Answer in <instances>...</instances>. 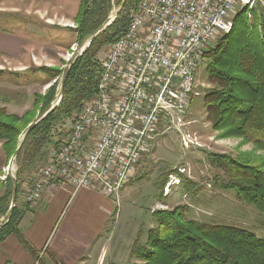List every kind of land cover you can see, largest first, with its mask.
I'll list each match as a JSON object with an SVG mask.
<instances>
[{"label":"trees","instance_id":"16d2710c","mask_svg":"<svg viewBox=\"0 0 264 264\" xmlns=\"http://www.w3.org/2000/svg\"><path fill=\"white\" fill-rule=\"evenodd\" d=\"M121 1L80 0L74 19L77 42L107 19L112 2L119 5ZM136 2L126 0L113 22L76 58L68 71L59 104L34 125L23 142L15 159V206L9 220L0 227V242L13 233L33 256L36 255L18 227L23 215L18 202L24 174L33 172L47 160V145L51 143L56 125L79 111L84 102L96 94L100 76L96 55L126 29ZM257 8L251 10L252 20L247 18L245 8L236 13L231 31L204 52L207 77L213 84L204 96V106L215 130L225 129L226 134L238 136L264 150V17L257 13ZM35 71L47 75L49 81L60 73L44 67ZM55 93L51 84L42 97L40 112ZM20 133L15 116L0 109V141L5 155L10 157L14 153ZM210 161L224 173L221 188L233 191L239 200L255 207L264 217V157L259 163L251 164L243 162L240 156L214 154ZM11 189L10 177L6 175L4 181L0 180V217L9 208ZM185 212L187 210L154 212L157 224L148 230L146 243L134 244L131 248L132 255L140 260L134 264H264V238L254 231L232 224L189 219ZM37 261L41 264L40 258Z\"/></svg>","mask_w":264,"mask_h":264},{"label":"built area","instance_id":"2783aa9c","mask_svg":"<svg viewBox=\"0 0 264 264\" xmlns=\"http://www.w3.org/2000/svg\"><path fill=\"white\" fill-rule=\"evenodd\" d=\"M258 1L137 0L126 29L98 59L96 94L49 150L25 201L35 204L45 187L63 186L117 196L154 146L161 123L180 133L184 148L200 147L184 129L199 62L231 31L233 16Z\"/></svg>","mask_w":264,"mask_h":264},{"label":"rangeland","instance_id":"374dc122","mask_svg":"<svg viewBox=\"0 0 264 264\" xmlns=\"http://www.w3.org/2000/svg\"><path fill=\"white\" fill-rule=\"evenodd\" d=\"M5 2L13 7L10 6L13 13H0V27L20 33L25 29L31 37L28 48L31 55L28 52L29 55L26 56L31 58L30 62L23 66L24 69L0 71L3 72L0 73V81L5 84L0 86V109L3 108L7 115L15 116L16 126L21 130L18 137L20 140L28 124L45 109L40 112L42 97L49 86L54 84L55 92H58L62 70L72 54L79 50L80 42H77V32L74 29L77 12L73 21L64 20L76 11V0ZM61 3L64 6H61ZM119 5L112 2L109 16L114 14ZM253 7H258L257 13L264 17V0L258 1ZM253 7L245 8L249 20L253 19ZM105 47L98 51L97 59L102 56ZM206 64L207 60L203 55L196 70V93L192 95L185 116V120L190 124L184 127L196 137L200 147L184 148L180 143V133L174 127L166 123L159 125L160 134L154 146L138 163L133 178L119 190L117 200L114 196L105 197L107 202L99 206L100 210H116L115 221L114 215L107 218L106 226L109 229L106 231L109 238L104 234V242L107 243V251L102 260L104 264H110L113 248L119 246L125 249L127 243L129 253L127 251L128 254L124 253L119 257L120 264L140 263V260L132 255L131 248L134 244L146 243L148 230L157 224L154 212L160 210H187L185 216L189 219L237 225L248 228L264 238V217L255 207L239 200L233 191L221 188L220 182L225 178L224 173L210 161L211 155L226 154L232 157L240 156L243 162L256 164L264 157V150L257 149L251 142H246L238 136L226 134L225 129L213 128L204 106V96L213 88L207 77ZM9 67L12 69L15 65L10 63ZM39 67L55 70V74L60 73L49 81L47 75L35 71V68ZM12 72L20 73V76H12ZM75 113L56 125L51 143L47 145V152L65 140ZM10 157L2 151L0 141L2 181L8 175L7 165ZM48 159L49 155L39 166L45 164ZM37 168L34 173L24 174L25 181H22L21 185L23 188L34 180ZM16 169L15 160L14 174Z\"/></svg>","mask_w":264,"mask_h":264},{"label":"crops","instance_id":"0c3cea01","mask_svg":"<svg viewBox=\"0 0 264 264\" xmlns=\"http://www.w3.org/2000/svg\"><path fill=\"white\" fill-rule=\"evenodd\" d=\"M5 1L0 0V13H13L10 3ZM79 3L80 0H76V11L64 20L73 21ZM29 39L31 37L25 29L20 33L0 27V71L24 69L23 66L31 58H26L31 55L28 49ZM10 63L15 67L11 69ZM19 74L12 72V76H20ZM2 85L5 84L0 81V86ZM26 187H22L20 195L19 204L23 215L18 227L36 255L33 256L21 244L17 235L11 233L0 242V264H38V258L41 264H104L102 260L107 251L104 234L108 235L106 230L109 229L106 226L107 218L114 215V221L116 219V210H100L99 206L107 202L105 197L108 196L94 187L81 188L76 192L70 186L45 187L40 200L30 204L23 197ZM116 197L114 196L115 200ZM127 247L113 248L114 253L109 263L120 264L119 257L129 253Z\"/></svg>","mask_w":264,"mask_h":264},{"label":"water","instance_id":"95a60500","mask_svg":"<svg viewBox=\"0 0 264 264\" xmlns=\"http://www.w3.org/2000/svg\"><path fill=\"white\" fill-rule=\"evenodd\" d=\"M125 3H126V0H122L119 7L114 12V14L107 17V19L95 31L88 34L86 37H84L82 39V41L80 42L79 50H77L76 52H74L72 54V57L69 59L68 63L64 66V68L62 70L60 83H59V90L55 94L54 99L45 107V109L32 122H30L28 124L25 131L23 132V134L19 140V143H18L14 153L11 155V157L8 161V165H7V174L9 175L10 180H11L12 195H11V201H10V205H9L7 212L3 216L0 217V227L3 226L9 220V218L12 214L13 207L15 206L17 180L15 177V174L13 173V166H14L15 159H16V157H17V155L21 149V146L23 145V142L27 138L29 132L34 127V125L38 121H40L47 113H49L55 106H57L59 104L61 97H62L64 83H65L68 71L71 68V66L73 65L76 58L78 56H80L85 51V49L88 47L91 40L95 36H97L101 31L106 29V27L109 26L113 22V20L117 17V15L123 10Z\"/></svg>","mask_w":264,"mask_h":264}]
</instances>
